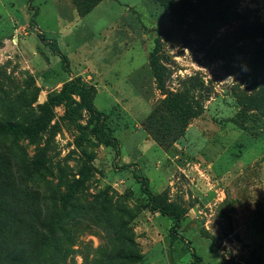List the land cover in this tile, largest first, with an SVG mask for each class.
I'll return each instance as SVG.
<instances>
[{"label":"rangeland","instance_id":"374dc122","mask_svg":"<svg viewBox=\"0 0 264 264\" xmlns=\"http://www.w3.org/2000/svg\"><path fill=\"white\" fill-rule=\"evenodd\" d=\"M168 1L0 0V123L32 124L78 77L118 145L77 96L38 135H0V195L23 199L0 200L53 225L63 264H264V132L243 129L264 119V0ZM168 96L197 116L183 127Z\"/></svg>","mask_w":264,"mask_h":264},{"label":"trees","instance_id":"16d2710c","mask_svg":"<svg viewBox=\"0 0 264 264\" xmlns=\"http://www.w3.org/2000/svg\"><path fill=\"white\" fill-rule=\"evenodd\" d=\"M165 7L176 12L178 5L176 2L168 0H159ZM37 13H34L36 16ZM40 40L46 41L40 37ZM54 54L61 58L63 68L69 72V64L67 58L62 55L55 41L46 42ZM157 51L153 50L148 55V64L156 79L158 89H162L161 75L158 66ZM96 90L93 86L83 83L80 78L75 77L63 84L61 91L50 98L46 104L40 108V114L37 119L30 125H22L13 122L0 123V135L35 136L44 130L50 123L52 118V108L56 103H64L69 109L76 103L73 96H77L85 105L86 110L93 120L100 126V133L104 137L103 143L113 149H117L116 138L108 134L109 128L104 127L107 116L100 112L94 106V97ZM165 107L174 115L175 119L184 127L187 121L197 116L195 108H182L175 102L173 96H168L165 101ZM246 126H243L246 132H256L260 134L264 132V119L255 120L248 118L245 120ZM130 165H124L123 169L129 168ZM90 173L89 164L83 165L79 171V178L75 180L68 189V193L64 197V202L71 199L75 193L84 185ZM133 177L140 183V189L148 198V203L152 211H157L162 216H167L173 220V226L170 228L172 239L175 238L176 229L179 227V217L177 214L169 212L165 207L158 206L156 198L151 194L148 187L147 179L133 173ZM1 198L10 202L17 200L20 203L21 196L18 194H4ZM19 197V199H18ZM27 219H26V218ZM33 211L17 207H7L0 200V264H63L66 260L67 251L60 244L59 238H56L53 225L45 224L38 220ZM51 252V253H50Z\"/></svg>","mask_w":264,"mask_h":264}]
</instances>
